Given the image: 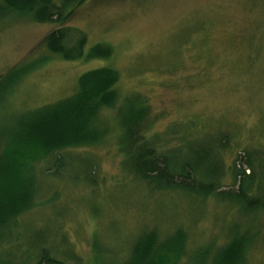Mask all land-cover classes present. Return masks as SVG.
Returning <instances> with one entry per match:
<instances>
[{"label":"rangeland","instance_id":"1","mask_svg":"<svg viewBox=\"0 0 264 264\" xmlns=\"http://www.w3.org/2000/svg\"><path fill=\"white\" fill-rule=\"evenodd\" d=\"M67 26L88 36L87 52L107 44L113 57L63 61L43 46L58 25L18 16L0 20V76L14 70L0 85V135L10 133L17 116L72 96L84 73L110 66L120 73L123 98L147 100L155 132L184 133L194 122L205 134L231 135L224 154L227 189L235 162L241 166L247 153L264 148V0H89ZM65 156L93 164H68L50 176L54 159L38 163L45 206L21 220L40 230L60 228L74 256H55L65 264H78L76 257L80 264L120 263L141 233L157 230L166 237L178 228L188 233L191 254L242 238L248 248L243 264H264V211L247 214L214 198L150 193L123 171L114 138ZM91 170L95 185L86 179Z\"/></svg>","mask_w":264,"mask_h":264},{"label":"trees","instance_id":"2","mask_svg":"<svg viewBox=\"0 0 264 264\" xmlns=\"http://www.w3.org/2000/svg\"><path fill=\"white\" fill-rule=\"evenodd\" d=\"M88 1L0 0V20L18 16L37 24L58 25L43 40V46L63 61H109L113 47L97 44L87 52L88 36L67 26L76 9ZM13 73L0 76V85ZM119 82V71L110 66L86 72L79 77L72 96L17 116L10 133L0 135V264H65L57 255L74 259L60 228L40 230L32 223H21L25 215L45 206L39 202L43 190L37 184L36 167L54 159L48 161L47 172L56 176L68 164H93L89 158L65 154L101 146L110 138L122 156L123 171L150 193L214 198L236 204L247 214L264 211V148L247 153L241 166L235 162L233 185L227 189L224 154L232 147L228 132L205 134L202 126L189 122L184 133L159 134L154 131L156 119L147 100L137 94L123 98L117 89ZM106 113L111 114V121ZM174 141L177 144L169 148ZM88 174L86 179L95 185L94 172ZM62 247L69 250L62 252ZM188 248L189 235L181 228L166 237L148 230L137 237L120 263L98 264H243L248 250L242 238L219 248L200 247L192 254ZM12 250L25 259L9 258ZM94 252L97 256L102 251L97 248ZM102 257L94 260L99 262Z\"/></svg>","mask_w":264,"mask_h":264}]
</instances>
